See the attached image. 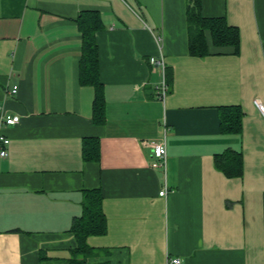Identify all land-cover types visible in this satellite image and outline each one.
<instances>
[{
	"label": "crops",
	"instance_id": "0c3cea01",
	"mask_svg": "<svg viewBox=\"0 0 264 264\" xmlns=\"http://www.w3.org/2000/svg\"><path fill=\"white\" fill-rule=\"evenodd\" d=\"M193 1L0 0V264H70L92 190L107 231L87 239L91 264H264V0H198L239 35L216 46L205 31L203 57L189 51ZM86 13L101 20L97 111L80 67ZM222 107L240 108V133L222 132ZM228 150L240 163L220 169Z\"/></svg>",
	"mask_w": 264,
	"mask_h": 264
},
{
	"label": "trees",
	"instance_id": "16d2710c",
	"mask_svg": "<svg viewBox=\"0 0 264 264\" xmlns=\"http://www.w3.org/2000/svg\"><path fill=\"white\" fill-rule=\"evenodd\" d=\"M189 51L190 55L203 57L206 49L205 31L212 35L216 46L237 45L238 30L228 25L223 18H205L200 11V2L196 0L190 4L187 11ZM78 25L82 31V59L81 73L84 78L91 80L96 88L95 110L99 108L101 97L99 88L102 87L98 77V45L95 39L96 31L100 29L101 20L98 15L82 14L78 18ZM90 82V81H89ZM242 112L239 107L220 108L221 130L226 134H238L242 129ZM240 163V154L228 150L216 157V164L220 169L227 170L232 163ZM102 195L99 190L88 191L83 202V212L74 219L71 232L75 236L78 247L72 252L70 264H91L89 260L94 249L87 244L90 236H101L107 231V219L103 211ZM96 264H108L100 262Z\"/></svg>",
	"mask_w": 264,
	"mask_h": 264
},
{
	"label": "built area",
	"instance_id": "2783aa9c",
	"mask_svg": "<svg viewBox=\"0 0 264 264\" xmlns=\"http://www.w3.org/2000/svg\"><path fill=\"white\" fill-rule=\"evenodd\" d=\"M151 63L153 67L160 71L162 76V83L160 86L157 87V96L160 100L165 101L168 92H167V84H166V66L163 60V57L160 56L158 58H151ZM18 92V87H14L12 93L16 94ZM256 108L258 109L259 113L264 118V103L260 101H255ZM2 123L8 126H15L20 123L19 116H11L6 115L2 117ZM10 140L0 135V158L5 159L8 156V146ZM150 147L152 148V156L154 157V161L152 162L153 168H162L166 169V162H167V148L166 145L163 143H149ZM167 194L166 188L160 192V196H165ZM168 264H183L182 259L179 257H170L168 259Z\"/></svg>",
	"mask_w": 264,
	"mask_h": 264
}]
</instances>
